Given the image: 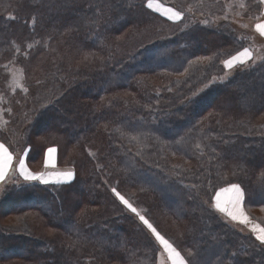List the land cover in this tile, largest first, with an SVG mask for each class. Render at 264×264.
<instances>
[{"label":"trees","instance_id":"1","mask_svg":"<svg viewBox=\"0 0 264 264\" xmlns=\"http://www.w3.org/2000/svg\"><path fill=\"white\" fill-rule=\"evenodd\" d=\"M146 2L0 0V98L13 63L28 62L32 94L6 135L27 142L31 169L48 144L75 173L56 192L4 189L0 264H152L147 227L112 185L190 264H264V245L205 204L212 183L239 184L264 225V67L222 80L244 48L237 28L175 27Z\"/></svg>","mask_w":264,"mask_h":264},{"label":"rangeland","instance_id":"2","mask_svg":"<svg viewBox=\"0 0 264 264\" xmlns=\"http://www.w3.org/2000/svg\"><path fill=\"white\" fill-rule=\"evenodd\" d=\"M158 2L162 4L163 6L175 8L177 11H180L183 13V17L180 20L173 21V20H169L161 12L156 11L155 8H150L160 13V15L164 16L165 18H167L170 21V23L175 25V27H180L183 23L184 25L186 24V26L193 27V28L200 27L201 25H206V28L212 31H219L220 28H222V30L224 31L223 27H225L227 24H229L230 26L234 25L237 28L235 30L237 31L238 38L242 40V45H244L243 46L244 48H249L252 51L253 58L252 60L248 61L246 64H243V65L238 64L233 69H225L226 72L224 76L222 77V80L231 78L233 75H236L239 71L240 72H251V71H255L259 69L261 70L264 67V38L262 36H259V34L255 31V27H254L256 22L264 16V2H261V0H179L181 5H177V6H174L171 3H168L166 0H158ZM146 3H148V0ZM210 5H218L217 10H215L214 12H210L209 10H207ZM244 25H247V27H244ZM27 64L28 62H24L23 66L16 65L14 63L9 65V79H8V83L6 86L9 94L8 95L3 94L2 97L0 98V143H3L8 148V150L13 154V156H16L15 162L17 164L19 162V159L23 157L25 159L27 168L34 173L42 172L40 170L43 167L46 152L48 148L56 149V165H58L59 167V168L56 167V169H58L59 171L72 170L74 172L72 168L73 166L70 167L64 163L59 162L58 147L53 146V145L51 146L48 144L44 147V150L42 151L40 157L37 158L36 160H32V161H35V164L38 166L34 169H31L28 165V162L29 160H31L30 158L32 157V155L30 154V147L27 144V142L25 140H22L20 142L18 141L19 144H17L16 141L11 140L6 135V131L13 126L12 125L13 117H15L16 111L18 110V106L22 105V103H19L17 101L20 99V97L32 96L30 88H27L28 85L25 81L27 78ZM17 80L20 82V85H22V87L17 86V84L15 83V81ZM214 81H217V78H214ZM210 85H211V82L208 81L205 87L204 86L200 87L196 95L199 92L205 90V88L206 89L209 88ZM18 91L21 93H18ZM45 136L48 137V135H45ZM34 140L38 143H42V144L44 143L40 136H36ZM25 149H28L26 155H25ZM45 172H57V171L46 170ZM11 178H13L12 181H7L3 183L4 188L2 189V192L4 191L5 188L9 191L8 187H12V186H13L12 188L17 187L19 189L26 188L25 186L36 187L37 182H38V181H26L23 178V176L20 175V173L17 174L16 176L13 175ZM74 179H75V173H74V178L72 181H74ZM38 183H40L39 186L51 192H56L60 186L59 184H65V183L58 184L55 182L54 179L53 181L51 180L48 184L41 183L40 181ZM215 185L216 184H213V183L211 184V187L208 192V196L205 199V204L210 210L214 209L212 202L214 203V197L216 193L221 188L226 187L227 184H225V181H222L220 182V184L216 186ZM113 186L114 185L109 186L110 192H112V188H114ZM220 186H223V187L220 188ZM125 198L128 199L126 196ZM117 200L121 204H123L118 198ZM130 203L132 202L130 201ZM132 205L135 208H137V210L138 209L140 210V208H138L133 203ZM261 212H263L262 209L251 210V213H254L255 215L257 214L262 215ZM215 214L220 218L222 222H225L229 224L230 226L234 224L232 221L226 219L224 216L222 218L216 212ZM19 219H20L19 215L13 214V215L1 218V221L2 223L17 225L19 222ZM135 219H136V222L139 223V225H143L144 227H146L143 224V222L140 221L137 215H135ZM232 227H234V225ZM51 230H52L51 228H45V231L47 233H51L52 232ZM147 231L157 247V254L155 255V260L152 263V264H157L160 258L162 256L163 257L165 256V252L163 250V247L155 239V236L151 233V231L148 228H147ZM165 238L168 239L167 237ZM168 240L171 243H173L170 239ZM174 246L178 249V247L175 244ZM178 250L181 251L180 249ZM181 253L184 254L185 258L187 259L186 253H184L183 251H181ZM8 264H15V262L12 263V261H10V263Z\"/></svg>","mask_w":264,"mask_h":264},{"label":"snow or ice","instance_id":"3","mask_svg":"<svg viewBox=\"0 0 264 264\" xmlns=\"http://www.w3.org/2000/svg\"><path fill=\"white\" fill-rule=\"evenodd\" d=\"M264 2V0H261ZM147 6L149 8H155L156 11L161 12L169 20H180L183 17V13L177 11L175 8L163 6L158 2V0H148ZM243 6V5H242ZM247 27V25H244ZM255 31L259 33L260 36L264 37V21L258 22L254 25ZM253 53L249 48H243L242 50L236 52V54L231 55L229 58L222 61V64L226 69H233L238 64L243 65L248 61L252 60ZM204 60H210L211 57L201 58ZM17 86H21L20 82L15 81ZM135 139V137H133ZM28 149H25V155ZM55 148H48L45 157V167H55L54 153ZM13 169V154L8 150V148L0 143V181H3L8 175L9 171ZM16 170L19 171L20 175L26 181H40L41 183L48 184L51 180H55L56 183H67L71 182L74 178V172L72 170L62 171V172H39L34 173L30 171L25 163V159L21 157L19 159ZM112 192L115 196L126 205L133 213H135L140 221L151 231L155 236V239L163 247L165 253H167V259L170 264H190L189 260L185 258V255L179 251L173 243L166 239L159 231L153 226V224L140 213V211L135 208L128 199L125 198L116 188H112ZM224 193H230L229 196L224 197ZM245 194L243 189L239 184H230L226 188H221L214 197V208L229 217L232 221L247 225L250 231L255 234L256 240L264 245V225L259 223H253L251 218L247 215L243 207V201ZM188 255L191 256L192 253L189 250ZM163 264V261L161 262Z\"/></svg>","mask_w":264,"mask_h":264},{"label":"crops","instance_id":"4","mask_svg":"<svg viewBox=\"0 0 264 264\" xmlns=\"http://www.w3.org/2000/svg\"><path fill=\"white\" fill-rule=\"evenodd\" d=\"M261 21H264V16L261 18ZM260 21V22H261ZM259 34V33H258ZM260 36V35H259ZM264 38V37H263ZM47 153V152H46ZM46 157V156H45ZM54 158H55V167H52V166H49V167H45V163L43 164V167H42V169L40 170V171H42V172H45L46 170H52V171H57V172H62V171H59L58 169H56V167L57 168H59L58 167V165H56V152L54 153ZM16 156H13V169L12 170H10L9 171V173H8V175L5 177V179L3 180V181H0V194L2 193V189L4 188V186H3V183L4 182H7V181H12L13 180V178H11L13 175H17V174H19V172H18V170H16V166L18 165L16 162ZM44 162H45V160H44ZM53 181V180H52ZM236 184V183H235ZM229 186V185H228ZM228 186H226V187H228ZM226 187H224V188H226ZM242 188V187H241ZM244 191V190H243ZM224 195V197H227V196H229L230 195V193H224L223 194ZM215 202V201H214ZM243 207H244V210H245V212L247 213V215L251 218V220H252V222L253 223H259L258 221H256L255 219H253V217H251V215L248 213V211L246 210V208H245V198H244V201H243ZM226 219H228V220H230V221H232L229 217H227L225 214H223V213H221ZM236 226H238L242 231H247V230H249L250 231V228L247 226V225H244V224H241V223H238V222H235V221H232ZM260 224V223H259ZM262 225V224H261ZM251 232V231H250ZM252 233V232H251ZM254 236H255V234L254 233H252ZM163 261V264H170V261H168V259H167V253H165V256L163 257H161L160 258V260L158 261V263L157 264H161V262Z\"/></svg>","mask_w":264,"mask_h":264}]
</instances>
